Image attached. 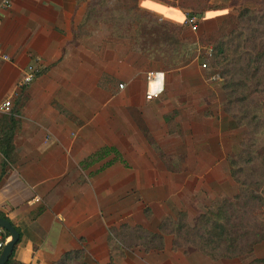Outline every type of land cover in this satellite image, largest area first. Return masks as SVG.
<instances>
[{
	"label": "crops",
	"instance_id": "1",
	"mask_svg": "<svg viewBox=\"0 0 264 264\" xmlns=\"http://www.w3.org/2000/svg\"><path fill=\"white\" fill-rule=\"evenodd\" d=\"M96 2L13 0L1 16L0 52L8 60L0 59V104L10 100L16 122L11 161L0 154V214L18 233L12 261L53 264L80 249L87 264L264 259V241L249 254L216 260L189 247L172 250L170 236L148 251L109 241L121 225L156 233L166 217L183 212L188 223L230 200L237 186L227 155L237 151L242 129L222 111L221 82L208 81L199 64L165 66L131 50L104 24L83 31L84 10ZM247 2L208 0L224 8L193 12L177 0H135L134 6L181 28L197 54V40L215 35ZM188 15L196 17L193 33L183 25ZM28 65L36 77L17 88ZM149 71L163 73V92L145 100Z\"/></svg>",
	"mask_w": 264,
	"mask_h": 264
},
{
	"label": "trees",
	"instance_id": "2",
	"mask_svg": "<svg viewBox=\"0 0 264 264\" xmlns=\"http://www.w3.org/2000/svg\"><path fill=\"white\" fill-rule=\"evenodd\" d=\"M207 1L177 0V5L191 12L224 8ZM252 1L253 7L237 9L230 19L234 27L227 33L218 29L215 36L197 40L198 60L206 59L220 79L223 113L243 131L237 154L227 158L228 173L237 193L230 200H223L215 210L199 214L193 225L187 223L185 213L178 212L164 218L156 233L139 226L121 225L110 231L111 243L117 242L128 249L140 246L144 251L159 250L163 236H170L172 250L189 247L216 260L249 254L257 243L264 241V0ZM152 25L157 29L155 41L147 39L146 26L140 32L142 54L152 57L154 52H161L162 45L168 44L163 55L156 54L153 58L169 67L183 63L193 43L180 37L181 28L164 21ZM148 46L153 53H147ZM12 117L11 114L0 116V154L7 163L11 161V141L16 128ZM146 140L169 168L154 142L147 136ZM0 218L6 220L2 214ZM12 255L13 251L6 264H15ZM53 264L87 263L80 249L63 254ZM248 264H264V259H254Z\"/></svg>",
	"mask_w": 264,
	"mask_h": 264
},
{
	"label": "rangeland",
	"instance_id": "3",
	"mask_svg": "<svg viewBox=\"0 0 264 264\" xmlns=\"http://www.w3.org/2000/svg\"><path fill=\"white\" fill-rule=\"evenodd\" d=\"M134 1L135 0H97L96 4H90L88 6L91 7H86L87 9L84 10L82 20L79 23V27L82 28L83 31H85L87 28L92 27V25L97 26L98 24H104L115 36H117V38H119L131 50L142 53L141 44L143 43L141 42L139 37L140 32L143 31L142 27L146 26L147 28L145 30V34H147L148 36L147 39H152L155 41V34L157 33V29L152 24L156 22V20H154L149 13H146L145 11H139L134 6ZM246 5L247 7H253L255 4L252 0H248ZM236 12L237 10H235L233 15L227 16V19L224 20V22L221 24L219 29H222L224 33H227L234 27V24L230 22V19L235 16ZM161 47V52L153 53L151 51V47L148 46L147 53L152 52V57H156V54L158 56H161L164 53L162 51L167 49L168 44L164 46L162 45ZM166 56L171 58L170 54H166ZM190 61H192L191 65L196 66V64H200L202 60H198V52L197 54H195L194 52H191V50H188V55L186 56L185 61L183 63H189ZM204 72L208 76V78L206 77L208 81H220L216 72L210 68L208 62L207 68L204 70ZM210 76H216L217 79L209 80ZM238 150L239 148L235 153H230L227 156L233 157L237 154ZM213 210H215V208ZM194 220L195 218L189 221L188 224L193 225Z\"/></svg>",
	"mask_w": 264,
	"mask_h": 264
},
{
	"label": "built area",
	"instance_id": "4",
	"mask_svg": "<svg viewBox=\"0 0 264 264\" xmlns=\"http://www.w3.org/2000/svg\"><path fill=\"white\" fill-rule=\"evenodd\" d=\"M13 0H0V20L4 12L10 9ZM183 25L189 29L190 32L196 31V17L194 15H188L183 21ZM0 59L7 61L8 58L0 52ZM201 70L207 68V60L204 59L199 64ZM36 69L28 65L21 72V78L17 84V88H24L28 86L36 77ZM217 79L216 76H210L209 80ZM118 88H122V85H118ZM163 92V73L149 71L145 74V89L144 99L152 100L158 98ZM11 112V103L9 99H5L0 104V115H9ZM8 240V236L0 229V251Z\"/></svg>",
	"mask_w": 264,
	"mask_h": 264
},
{
	"label": "water",
	"instance_id": "5",
	"mask_svg": "<svg viewBox=\"0 0 264 264\" xmlns=\"http://www.w3.org/2000/svg\"><path fill=\"white\" fill-rule=\"evenodd\" d=\"M0 229L3 230L8 236L7 242L0 251V264H6L7 260L12 254L14 246L18 242V233L7 220L2 218H0Z\"/></svg>",
	"mask_w": 264,
	"mask_h": 264
}]
</instances>
